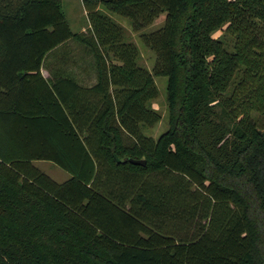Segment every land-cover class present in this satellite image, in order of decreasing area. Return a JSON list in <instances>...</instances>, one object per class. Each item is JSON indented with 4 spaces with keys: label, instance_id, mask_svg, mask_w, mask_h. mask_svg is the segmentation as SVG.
<instances>
[{
    "label": "trees",
    "instance_id": "16d2710c",
    "mask_svg": "<svg viewBox=\"0 0 264 264\" xmlns=\"http://www.w3.org/2000/svg\"><path fill=\"white\" fill-rule=\"evenodd\" d=\"M82 3L87 32L61 0H0V264H264V0ZM71 41L93 83L43 77Z\"/></svg>",
    "mask_w": 264,
    "mask_h": 264
},
{
    "label": "rangeland",
    "instance_id": "374dc122",
    "mask_svg": "<svg viewBox=\"0 0 264 264\" xmlns=\"http://www.w3.org/2000/svg\"><path fill=\"white\" fill-rule=\"evenodd\" d=\"M62 9L65 13V16L69 22L71 29L75 32H78L82 27H85L88 30L89 22L87 21V15L84 11L82 0H61ZM102 10L109 14L114 20L124 26L126 35L130 38L139 48L140 52V61L145 65L150 71L153 70V67L156 63V54L153 50L147 47L142 41L140 34L133 30L130 20L126 17L120 16L116 13L108 11L105 7L101 6ZM166 14H162L157 18L153 24H151L147 30H156L162 27L165 23ZM221 32H217L215 36H219ZM75 44L68 45V48H65V51L70 52L73 58L86 59L87 55L85 49L82 47H76ZM84 49V50H83ZM69 54V53H68ZM59 53L52 55L51 57H56ZM85 65V62H84ZM82 70L90 72L93 70L90 62L87 66L81 67ZM155 82L158 87L159 95L152 101V106L158 109L161 113V120L155 124L153 127L146 128L144 130L145 134L158 138L169 126V110L167 104V77L166 76H155ZM259 126L264 127V116L260 117ZM34 164L39 167L41 170L49 174L52 178L58 182H63L69 177V173L60 168L58 165L50 161H35Z\"/></svg>",
    "mask_w": 264,
    "mask_h": 264
},
{
    "label": "crops",
    "instance_id": "0c3cea01",
    "mask_svg": "<svg viewBox=\"0 0 264 264\" xmlns=\"http://www.w3.org/2000/svg\"><path fill=\"white\" fill-rule=\"evenodd\" d=\"M83 8H84V6H83ZM84 11H85V13L87 15V11L85 10V8H84ZM87 21L89 22L88 16H87ZM88 27H89V25H88ZM78 32H87V30H86L85 27H82ZM70 44L77 45V43L74 42V41H71L69 43V45ZM76 47H80V46L77 45ZM58 53H59V55H57L56 57H51L50 56V57H47L44 60V62L42 64V68H41V72H42L43 77H45L46 79L53 78V77H57V76L60 75L59 73L61 71H63V72L66 71L68 73L67 76H70L71 79L72 78L73 79H78L80 81L84 79L86 81H91L92 83L95 81V77H94L93 71H91L89 73L88 71H84L82 69H78L77 67L75 68L76 65H78V64H84V62H85V66H87L88 63H89V61H87L86 59L73 58L72 55H71V53H69L67 56H62L61 55V52H58ZM62 77H64V76H62ZM37 161H47V160H37ZM69 177H70V175H69ZM67 179H65V180H67Z\"/></svg>",
    "mask_w": 264,
    "mask_h": 264
},
{
    "label": "water",
    "instance_id": "95a60500",
    "mask_svg": "<svg viewBox=\"0 0 264 264\" xmlns=\"http://www.w3.org/2000/svg\"><path fill=\"white\" fill-rule=\"evenodd\" d=\"M130 162L134 163V164H140V165H145L146 164V160L145 159H129Z\"/></svg>",
    "mask_w": 264,
    "mask_h": 264
}]
</instances>
